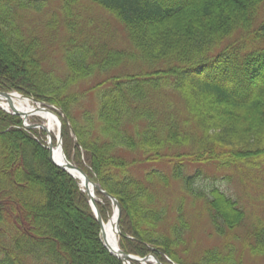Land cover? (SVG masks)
Returning <instances> with one entry per match:
<instances>
[{"label": "trees", "instance_id": "1", "mask_svg": "<svg viewBox=\"0 0 264 264\" xmlns=\"http://www.w3.org/2000/svg\"><path fill=\"white\" fill-rule=\"evenodd\" d=\"M40 1L0 0V91L59 108L67 159L119 202L120 248L184 264L177 253L189 230L184 195L168 224L154 189L176 180L220 240L194 264L264 256V220L246 226L234 198L217 186L195 187L200 170L183 174L193 164L230 169L243 184L264 174V0H60L63 76L44 67L40 39L23 35L14 17ZM84 2L114 17L128 48L77 33L69 20ZM124 64L139 70L111 72ZM88 91L98 96L96 108H75ZM42 134L0 109V264H122L104 247L78 180L51 162ZM151 163L169 167L145 170ZM96 195L107 221L110 201Z\"/></svg>", "mask_w": 264, "mask_h": 264}, {"label": "rangeland", "instance_id": "2", "mask_svg": "<svg viewBox=\"0 0 264 264\" xmlns=\"http://www.w3.org/2000/svg\"><path fill=\"white\" fill-rule=\"evenodd\" d=\"M35 5L39 9L31 5L19 7L14 14L15 20L21 28L23 35L38 37L40 39V50H43L42 53L47 58L43 64L44 67L54 71L57 75L63 76L66 74L63 54L68 33L62 3L60 0H42L40 3H35ZM69 22L76 28L77 33L81 37H85L91 42H103L114 49L128 48L127 35L123 27L115 21L109 12L98 7L96 4L81 3L73 9ZM137 67V64H124L111 72L133 73L139 70ZM94 83L95 79L92 78L88 82L82 83L80 88H89ZM97 98L98 96L95 92L88 91L80 101V104L75 108L87 107L94 110ZM27 121L28 124L43 123V120L37 116H32ZM34 130L43 133L41 136L44 137V141L46 140V131L44 129L40 127ZM143 167L147 171L152 169L167 171L169 166L165 167L161 163H151L143 165ZM144 169L141 168V171ZM195 170H200L202 174L195 179L194 186L206 191L212 186H217L234 198L246 213V226H249V223L257 219L264 220V174L256 172L255 174L258 173V176L254 177L252 175L245 184L240 182L232 170L218 168L212 164L187 165L183 174H193ZM154 189L164 207H168V224L173 223L176 216L173 207L181 203L184 195V200L181 204L185 220L189 224V230L186 234L187 240L178 247L180 249H177V253L180 259L185 261L184 264H194V262L201 259L206 248L220 242L212 234L213 227L210 218L200 208L201 203L196 202L195 204L194 197L188 193L183 194L181 184L178 181L172 180L170 181V185L160 184L155 186ZM254 259L256 260L245 259L244 262L246 264H264V256Z\"/></svg>", "mask_w": 264, "mask_h": 264}, {"label": "bare ground", "instance_id": "3", "mask_svg": "<svg viewBox=\"0 0 264 264\" xmlns=\"http://www.w3.org/2000/svg\"><path fill=\"white\" fill-rule=\"evenodd\" d=\"M0 107L8 112H12L14 109L18 110L20 113H22V116L26 117L27 119L32 116L40 117L43 120V129L51 136L52 133L57 134V116L55 117V114L52 111L42 109L40 103L34 102L29 97L22 96L17 92H11L7 97H0ZM52 156L53 160L58 164H64L66 162L59 145H54ZM72 173L79 180V182L83 184L82 175L76 171H72ZM103 240L111 250L117 251V248H119L116 208L112 212L109 220L103 224ZM125 264L132 263L125 262Z\"/></svg>", "mask_w": 264, "mask_h": 264}, {"label": "water", "instance_id": "4", "mask_svg": "<svg viewBox=\"0 0 264 264\" xmlns=\"http://www.w3.org/2000/svg\"><path fill=\"white\" fill-rule=\"evenodd\" d=\"M8 92H3V91H0V97H7L8 96ZM33 100H36L33 98ZM43 109L47 110V111H52L51 108H53L51 105L47 104V107H42ZM13 114H16V115H19V116H22V113H20L18 110H15L12 111ZM26 127H37L36 125H32V126H29L27 124H25ZM41 126V125H40ZM58 129H59V134H58V137H57V144L59 146H61V137H62V127H61V123L59 122L58 123ZM48 145H47V149L49 151V154H50V159L51 161L56 165L58 166L59 168L63 169L64 171H66L67 173H69L72 177L76 178L74 176V174L72 173V171H76L78 173H80L83 177V184L86 186V192H87V195L89 197V201H90V205L92 207V210L94 211V214L96 216V219L100 225V231H101V234L103 236V220H102V217L99 213V210L97 208V205H96V199L94 197V190L95 189H98L100 190L101 192L104 193V195H106L112 202V204L117 207V211H118V216H117V231L118 233H120V229H119V225H118V220H119V215H120V207H119V204H118V201L116 200V198L109 194L107 191H105L103 189V187H101L99 184L93 182L92 180H90L88 178V176L77 166H75L74 164H72L71 162H69L65 155H64V152L62 150V146H61V150H62V153H63V156L65 158V163L64 164H58L56 163L54 160H53V156H52V150H53V143H52V139H51V136L48 134V141H47ZM89 186H91V191L88 189ZM104 242V241H103ZM104 246L107 248V250L112 253L114 256H116L123 264L125 262H132V264H135L134 262H140V263H145L147 261H152L154 264H162L160 261H158V259L153 255H149V256H146V257H137L135 255H132V254H128V253H125L124 251H122L120 248H117V251H113L111 250L106 244L105 242L103 243Z\"/></svg>", "mask_w": 264, "mask_h": 264}]
</instances>
